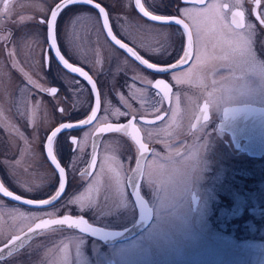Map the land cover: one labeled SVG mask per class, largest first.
Masks as SVG:
<instances>
[{
  "label": "rangeland",
  "instance_id": "rangeland-1",
  "mask_svg": "<svg viewBox=\"0 0 264 264\" xmlns=\"http://www.w3.org/2000/svg\"><path fill=\"white\" fill-rule=\"evenodd\" d=\"M107 1L116 13L125 14V0ZM54 2L0 0V165L24 189L47 181L49 164L42 146L48 130L62 116L57 111L59 94L53 97L39 92L19 70L43 87L57 85L51 76L58 78L60 69L55 65L49 73L44 68L41 50L46 40L45 24L38 19L47 18ZM216 2L220 0H213ZM74 8L60 18L58 35L66 41L68 21L78 13L84 14L72 26L71 43H66L73 51L78 47V60L91 65L100 77V118L124 117L120 115L124 111L155 113L159 106L153 92L129 77L138 74L135 65L112 52L96 57L94 46L107 44L99 23L88 8ZM129 22L130 34L139 39V30L146 23L136 22V18ZM144 42L155 49L163 44L153 37ZM178 77L181 87L175 93L172 112L151 131L155 153L146 165L143 180L145 196L155 212L151 224L135 238L107 249L69 234L42 237L12 256L9 264H102L97 258L106 251L117 264H264V153L250 157L246 149L238 150L231 140L225 142L227 133L213 125L216 119L191 128L185 116L186 109L194 106L191 92L186 75ZM117 93L126 98L125 107ZM88 98L80 84L71 100L77 108H86ZM37 100L41 101L39 106H35ZM136 154L133 142L108 137L100 172L93 181L101 186L99 194L93 198L91 185L87 194L83 191L74 195L72 199L80 201L76 209L95 208V214L113 226L133 222L136 210L121 185L122 168L130 170ZM117 175L119 191L115 188ZM149 176L155 178L151 180L157 189L162 188L158 202L154 186L145 183ZM191 192L200 196L194 209ZM67 206L73 208V204ZM32 216L26 210L0 204V242Z\"/></svg>",
  "mask_w": 264,
  "mask_h": 264
},
{
  "label": "flooded vegetation",
  "instance_id": "flooded-vegetation-1",
  "mask_svg": "<svg viewBox=\"0 0 264 264\" xmlns=\"http://www.w3.org/2000/svg\"><path fill=\"white\" fill-rule=\"evenodd\" d=\"M96 1L101 3L102 6H104L108 11L110 23L113 28V33L117 35V37L123 42L127 43L130 47H133L142 57L149 60L151 63H155L160 66H166L175 63L183 55L185 37L182 35V29L180 28V26L176 24H160L158 22H152L147 18L142 17V15L139 13L138 9L135 6V0H125V14L119 12L116 13L115 9L107 0ZM56 2H58V0H56ZM56 2H54V4ZM142 3H144L145 8L151 11L153 14L175 16L179 19H184L185 23H188L190 28L193 30L194 53L196 51V47L199 46V58L197 59L194 55L193 60L189 64L174 71H169L166 73L155 72L140 64L134 58L129 56L123 49H119L110 41V39L104 33L101 24L98 22L100 18L96 10H94L90 6L82 3L71 5L63 11L61 16L59 17V20L69 9L74 8L75 6L76 7L74 9H76L77 7L88 8L94 15V19L97 21V23H99L98 26H100L101 33L108 44H106V46L95 45V56L101 57L106 53L112 52L113 54L118 55L123 59L126 58L131 64L135 65L138 71L137 75H129V77H131L133 81L137 82L142 87H145L150 92H153L156 98V101L159 106V111L148 114L132 113L137 117V120L134 122L136 124L137 129L135 133H140L143 142L148 144L150 148V151L145 159L142 176L140 178V195L147 201L149 206H151L150 201L145 196L143 188V180L146 165L155 153V146L153 145L154 141L152 139L154 135L151 133V131L152 128H155L157 125L163 122L172 112L176 95L175 93L178 91L179 87H181V83L176 82L178 81L177 79L180 80L178 75H186V85L189 91L191 92L190 94L193 100V108L190 107L189 109H186L185 113V116L188 117V120H190L189 124L191 128H199L204 124L211 122V120L216 119V122L214 120L213 125H216L219 131L225 134L227 133L228 135L226 134L224 141L228 143L229 140H231L235 147L236 145L233 141L232 134L230 133L229 129L224 126L229 125V122L235 119L244 120L248 125V123L251 122V120L249 119V115L242 114L240 111H250L255 109V107L264 108V27L259 24L257 20V15L254 14L253 11V9L255 8L256 13L264 12V0H260V4L258 7L255 5L254 0H241L239 3H237V0H220L219 2L221 4H229L231 11L245 12V22L246 25L249 26L244 29L238 30L243 34L245 38H251L255 33V44L252 51V56H254L255 59L251 60L250 62L244 65H241L239 63H233V61L238 58V53H234L232 51L234 44L229 43V41H234L233 32L229 31V29L231 28V11L222 13L221 15L223 19H221V16L217 15L214 10H210L205 18L201 17L199 19V23L202 27L201 35L203 37V42L202 44L197 45V38L192 22L182 16L179 11V9H183L185 7H192V5H186L182 3L181 0H142ZM208 3H213V0H208ZM49 13L47 18H44L45 20L48 19ZM117 17H119L118 20ZM132 18H136V22L142 21L146 23L143 25L145 27L139 30V39L133 37L127 28L130 23L129 21H131ZM252 26H254V28ZM146 27L153 28L157 32H152L149 29H145ZM158 29L163 30V32H160ZM147 37H153L159 43H167L169 47L166 51L157 53L154 51L155 48L149 47V45H146V43L144 42L146 41ZM58 42L62 54L65 55L69 62L72 63L74 66L81 67L86 70L90 74V76H92V78L96 81L100 93V111L98 113L99 119L94 122L92 126L65 130L58 136L55 143V152L61 166L65 167L66 169L67 186L61 198H59L57 201H54L52 205L37 207L23 203V199L41 200L49 198L55 193L58 187L59 176L53 168L52 164L49 162L48 158L46 157L43 148L42 149L44 157L46 159V162L49 164V173L45 178V180L47 181L42 183V185L36 186L34 188L28 187L27 189H31L30 191L24 189L19 183L11 179L10 176H7L4 171V168L0 165V183H3L5 187H7L10 191L14 193V195H20L22 197L21 201H15L12 198L4 197L3 194H0V204L5 207L22 209L33 213V216L28 221V223L19 230L11 232L5 241L0 242V246L7 243L13 236L19 235L27 229L34 228L35 225L39 223L42 219H58L62 218L63 215H65L66 213L71 214L73 217L84 216V218L87 219L90 224L107 229L117 230H121L129 226L137 219L138 216L135 201L133 197H131L129 191L128 182L131 169L133 168V166H135V162L130 170L127 169V167L125 166L122 168L123 176L121 185L125 195L131 199L134 205V210H136V218L135 220H133V222L127 224H125L124 222L120 225L113 226L106 223L105 221H102L101 216L95 214V208L79 211L76 208L77 206H79L80 203L73 204V208L67 206V201L74 195H78L83 191H86L87 194L91 185L93 198H96L97 194H99L101 186L100 184L95 185L93 181L97 173L100 172V164L103 159V146L108 137H118L126 142L133 141L130 137V133L129 135L121 133H106L98 137L96 134H94L96 132V129L100 126L106 124L126 123L128 119H131V115L120 118L101 119L100 116L102 107V84L99 75L96 74L95 70L91 67V65L84 61L78 60V53L80 52L78 47H75L76 51L71 50L69 47H67L68 45L66 41H64L60 35H58ZM46 49L47 42L45 40V42L42 44L41 50L43 60ZM48 55L50 57V62L49 65L45 67L44 60V68L47 69V72L51 73L52 67L54 68V66L56 65L60 69V72L58 78H52L51 76V79H53V81H56L57 85L52 84L50 86H46L45 88L56 87L59 89L58 94L60 96L59 99L61 101V104L58 107L64 108V115L61 116V119L48 130L46 137L51 130L59 126V124L61 123L77 122L81 119L86 118L90 114L91 107L93 106L94 102L92 91L90 90L86 80L80 77L79 75L66 70L57 61L53 51L48 52ZM173 76H175L177 79H173ZM249 77H253L254 79H249ZM157 79H163L170 86L171 91L168 99L166 100L156 96L155 90L152 88L151 84L145 82L151 81L154 83ZM77 84L83 85L89 97V104L86 108H77L74 105V102H72L71 100L74 89L78 88ZM206 102L209 103V120L207 122L203 120V115L201 111L203 105ZM121 105L125 107V103H121ZM231 111H235L236 115H232L230 113ZM157 115H162L163 119L159 121L155 120L154 124L141 123L139 119L141 116L153 118ZM197 119H200V122L196 123ZM131 130L132 129H129L128 131ZM46 137L44 138V142L46 140ZM71 137L76 138L75 144L70 142ZM245 142L246 139L244 138L238 140V144L240 145L244 144ZM136 148V155H138V146H136ZM237 149L244 151L242 148ZM244 152L248 155L246 151ZM93 156H95L96 165L94 166V168H90V159H92ZM151 179L147 177L145 183L154 186V196L155 200L157 201L159 196H161L160 191H162V188L157 189L154 185L155 181H152ZM189 196L191 198L192 208L194 209L198 205L200 196L193 192H191ZM193 196H197L198 198L196 200L195 205L193 203ZM46 213H50V215H47ZM153 216L155 217V215ZM153 216L152 218H154ZM151 222L152 221H150V223ZM144 229H142L138 234L133 237L135 238L136 236H138ZM66 234H69L71 236L82 237L90 241H95V243H99L101 246H103L104 249H107L108 247H112L119 243H123L133 238L131 237L124 240L106 242L97 236L91 235L87 232L79 231L74 228H50L47 231L41 233H34V235L29 239L27 243H25L22 247L11 252L12 255L8 254L3 256V258L0 259V264H9L12 256L24 250L25 248L36 242L39 238H57L58 235ZM36 251L40 252L41 249L38 248ZM94 254L96 256V253ZM101 256L100 259H98L96 256L98 262L102 261V264L103 262L105 264H117L116 258L113 255L108 254L107 251Z\"/></svg>",
  "mask_w": 264,
  "mask_h": 264
},
{
  "label": "snow or ice",
  "instance_id": "snow-or-ice-1",
  "mask_svg": "<svg viewBox=\"0 0 264 264\" xmlns=\"http://www.w3.org/2000/svg\"><path fill=\"white\" fill-rule=\"evenodd\" d=\"M182 3L186 5H192V7H185L183 9H179L182 16H184L186 19L190 20L192 22L193 28L195 29L196 34V44H202L203 37L201 35L202 33V27L199 23V19L201 17H205L208 15L210 10H214L217 15L222 17V13H226L231 11L230 5L227 3H208V0H181ZM255 5L258 7L260 4V0H254ZM82 3L85 5L90 6L94 10H96L100 20L98 21L106 36L110 39V41L117 46L119 49H123L129 56L134 58L136 61H138L140 64L144 65L146 68L151 69L155 72H169L174 71L177 69L182 68L183 66L189 64L195 55V57L198 59L200 56V50L199 46L196 47V51L194 53V35L193 30L190 28L188 23H185L184 19H179L175 16H165V15H159V14H153L151 11L147 10L145 8L144 3H142V0H135V6L138 9L139 13L142 15V17L147 18L148 20L152 22H158L160 24H176L180 26L182 29V35L185 37V45L183 50V55L180 57L178 61H176L173 64H169L166 66H160L155 63H151L149 60L142 57L133 47H129L127 43H124L121 39L117 38V35L113 33V28L110 23V17L109 13L106 10L104 6H102L101 3L96 2V0H58V2L55 3L54 7L50 10V16L47 20L41 18L39 20V23L46 24L47 26V33H46V42H47V49L45 50L44 60H45V67L49 65L50 57L48 55V52H51L54 50V55L57 58L58 62L68 71L71 73L78 74L80 77L86 79L92 89L93 97H94V104L91 107L90 114L77 122H65L59 124L58 127L54 128L50 131V133L47 135L46 140L44 142V152L46 154V157L48 158L49 162L52 164L53 168L55 169L56 173L59 176V184L55 191V193L46 199L41 200H31V199H24L23 203L28 205H33L37 207H43V206H49L52 205L54 201H57L61 196L64 194L66 186H67V178H66V169L65 167H62L58 157L55 152V143L58 138V136L63 133L65 130H71L86 126H92L94 122H96L99 119L98 113L100 111V93L97 89V84L93 80L92 76L89 75L88 72L84 71L83 68L73 66L72 63L69 62V60L65 57L64 54L61 52V48L58 42V20L61 14L65 9H67L69 6ZM237 3H239V0H237ZM254 14L257 15V20L259 24L264 27V12L256 13L255 8L253 9ZM84 15L83 13H78L77 16L72 17L68 21V32H66V42L71 43V29L73 24L76 22L78 16ZM119 17H117V20ZM231 28L229 31L233 32L234 41H229L230 44H234L232 51L234 53H238V58L233 61V63H239L241 65H244L251 60H254L255 57L252 56V51L255 44V33L251 38H245L241 32L238 30L244 29L248 27L249 25H246L245 22V12L244 11H231ZM137 27H140L137 25ZM254 28V26H252ZM25 37H22L21 39H24ZM169 45L167 43L162 44L160 48L154 49L155 52L161 53L167 50ZM9 55H12V53H9ZM12 67H16V64L14 63ZM22 74L26 77L27 83L34 87L39 92H44L49 94L50 96L55 97V95L59 92V89L56 87L51 88H45L42 85H40L36 80H33L28 73L23 72V69H19ZM4 75H8L5 73ZM173 79H177L175 76H173ZM249 79H254L253 77H249ZM148 84H151L152 88L155 90V94L158 97H161L162 99H168L170 94V86L169 84L164 81L163 79H157L154 83L151 81H145ZM178 83L181 81H177ZM118 98L125 104H127L126 98H124L122 95L117 93ZM41 101L37 100L35 106H39ZM130 108L131 106L128 105ZM57 111L63 116L64 115V108L58 107ZM156 111H159L157 108ZM202 115L203 120L207 122L209 120V103H205L202 107ZM121 116H129L131 115V119H128L126 123L123 124H106L103 126H100L96 129V135L102 136L106 133H121L125 135H129V129H132V133H135L137 131L136 124L134 123L137 120L136 115L130 113L129 111L120 112ZM141 123L145 124H154L155 121H145L144 117L141 116L140 118ZM162 115L156 116V121L162 120ZM131 139L136 143L138 146V155L135 156V167L131 169L132 173H134V176H129L128 182L131 185L133 189H135L136 196L139 200L140 198V178L142 176V168H141V159L146 157L150 151L149 145L142 142L141 139L138 138L135 134H130ZM70 142L75 144L76 138L71 137ZM96 165V159L95 156L92 157V160L90 162L89 167L94 168ZM7 166V165H6ZM149 179L151 177L149 176ZM120 186V177L117 175L116 181H115V188L117 191H119ZM31 190V189H27ZM0 194H3L4 197L12 198L15 201H21L22 197L20 195H14L12 191H10L7 187L4 186L3 183H0ZM80 201L78 199H72L70 198L67 201L68 205L72 204H78ZM141 207H143L144 202L140 201ZM91 206V204H89ZM83 210V209H81ZM47 215H50V213H46ZM67 228V229H77L79 231L83 232H93V233H99L100 230L96 227H93L92 224L89 223L87 219L84 218V216L79 217H73L71 214H65L62 218L58 219H42L39 223L35 225L34 228H30L28 230V233H26L23 237L22 236H13L7 244L4 245L2 249H0V259L3 258L2 254L5 251H8L9 255H12L10 249L13 248L18 244V242L22 241L24 238H26L28 235L33 233H41L44 231H47L50 228ZM102 235H109L108 233H101Z\"/></svg>",
  "mask_w": 264,
  "mask_h": 264
},
{
  "label": "water",
  "instance_id": "water-1",
  "mask_svg": "<svg viewBox=\"0 0 264 264\" xmlns=\"http://www.w3.org/2000/svg\"><path fill=\"white\" fill-rule=\"evenodd\" d=\"M54 5L52 7H54ZM49 16H50V13H49ZM84 71H86V70H84ZM93 101H94V97H93ZM93 104H94V102H93ZM240 112L242 114L249 115V119L251 120V122L248 123V125H247L246 121H244V120H236L235 119L233 121L231 120L229 122V125H226L224 127H227V129H229L230 133L233 136V141H234L237 148L246 149L248 155H250V156H260L262 153H264V108L255 107V109H253V110L240 111ZM230 113L232 115H236L235 111H231ZM200 119H202V118H200ZM200 119H197L196 123L200 122ZM144 120L145 121H155L156 117H153V118L144 117ZM129 133L137 135L138 138L142 140L140 133H132V130L129 131ZM94 134H96V132ZM130 137H131V135H130ZM241 138L246 139V142L242 145H239L238 140ZM142 142H143V140H142ZM146 157L142 158L141 162H140L142 171H143L144 161H145ZM91 160L92 159H90V161ZM129 176H134V173H130ZM130 189H131V192L133 194L134 201H135L137 211H138L137 219L132 224H130L129 226H127L121 230L107 229V228H103V227L96 226V225L92 224V226L98 228L100 230V232L99 233L87 232V233L94 235V236H97L106 242H114V241H118V240L128 239V238L136 235L142 229H144L145 227H147L149 225V223L152 219L151 207L149 206L147 201L141 195H140V198L138 200L136 193H135L136 190L133 189L131 187V185H130ZM197 199H198L197 196H193L194 205L196 204ZM141 200L144 202L143 207H141V204H140ZM28 230L29 229H27L23 233L16 235V236H22L23 237L26 233H28ZM101 233H108L109 235H102ZM33 235H34V233L28 235L22 241L18 242V244L16 246L11 248L10 251L13 252L14 250L22 247L25 243H27L29 241V239ZM7 243H5V244H7ZM4 245H1L0 249H2L4 247ZM5 255H8V251H5L2 254V256H5Z\"/></svg>",
  "mask_w": 264,
  "mask_h": 264
},
{
  "label": "bare ground",
  "instance_id": "bare-ground-1",
  "mask_svg": "<svg viewBox=\"0 0 264 264\" xmlns=\"http://www.w3.org/2000/svg\"><path fill=\"white\" fill-rule=\"evenodd\" d=\"M97 2V1H96ZM99 3V2H98ZM41 18H43V17H39L38 19L40 20ZM44 19V18H43ZM44 30H45V33H47V26H46V24H45V27H44ZM54 52V51H53ZM86 80V79H85ZM94 80V79H93ZM95 81V80H94ZM86 82L88 83V81L86 80ZM96 82V81H95ZM88 86H89V88H90V90L92 91V89H91V87H90V85H89V83H88ZM97 89H98V86H97ZM98 91H99V89H98ZM93 94V93H92ZM228 120V119H227ZM133 141V140H132ZM133 143L136 145V143L133 141ZM137 146V145H136ZM145 162V161H144ZM135 166H133V168H134ZM132 168V169H133ZM131 173H132V171H131ZM135 175V174H134ZM129 191H130V194H131V197H133V194H132V192H131V189H130V185H129ZM133 199H134V197H133ZM151 207V206H150ZM151 209H152V216L153 215H155V212H154V210H153V208L151 207ZM154 213V214H153ZM154 217V216H153ZM152 219H154V218H152ZM151 219V221H153ZM151 224V223H150Z\"/></svg>",
  "mask_w": 264,
  "mask_h": 264
}]
</instances>
